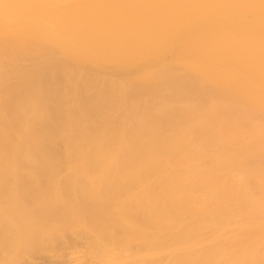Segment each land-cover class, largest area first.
Instances as JSON below:
<instances>
[{"label": "bare ground", "instance_id": "6f19581e", "mask_svg": "<svg viewBox=\"0 0 264 264\" xmlns=\"http://www.w3.org/2000/svg\"><path fill=\"white\" fill-rule=\"evenodd\" d=\"M0 264H264V0H0Z\"/></svg>", "mask_w": 264, "mask_h": 264}]
</instances>
